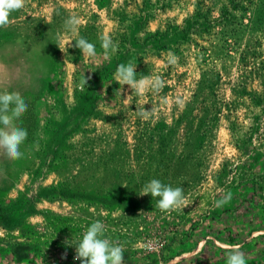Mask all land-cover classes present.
Listing matches in <instances>:
<instances>
[{"label": "rangeland", "instance_id": "obj_1", "mask_svg": "<svg viewBox=\"0 0 264 264\" xmlns=\"http://www.w3.org/2000/svg\"><path fill=\"white\" fill-rule=\"evenodd\" d=\"M129 62L162 90L116 82ZM2 90L28 108L23 157L0 155V264H80L97 220L125 264H227L226 244L264 264V0H25L0 27ZM153 178L189 205L160 211Z\"/></svg>", "mask_w": 264, "mask_h": 264}, {"label": "clouds", "instance_id": "obj_2", "mask_svg": "<svg viewBox=\"0 0 264 264\" xmlns=\"http://www.w3.org/2000/svg\"><path fill=\"white\" fill-rule=\"evenodd\" d=\"M25 7V0H0V27L9 24V18L12 12L21 10ZM66 28L69 31H77L80 20L75 16H70L66 21ZM71 41V40H70ZM68 41V44L69 42ZM76 48L80 52L92 58L96 55L95 45L90 43L84 37L75 39ZM103 49H115L110 36L101 38ZM61 50V49H60ZM62 51V50H61ZM175 58L169 60L174 63ZM136 64L131 62L117 65L115 70V81L121 86L127 85L136 92L137 95L143 96L147 91L160 92L164 87V81L155 76L152 78H136ZM91 76L83 77L80 83V91L83 92L88 85ZM123 89L121 88L120 91ZM147 102H145L146 104ZM28 105L19 92L0 91V155L9 160H18L23 157L20 146L27 138V130L18 126L16 121L27 111ZM153 109L142 110L138 113L142 118L148 120L153 114ZM151 194L152 197L159 198L156 207L165 213L172 211H182L189 205V201L184 195L182 187H172L162 183L159 179L153 178L148 181L141 189L139 195ZM232 198V194L227 192L223 196L214 200L216 207H222ZM105 225L97 220L88 226L82 235V238L73 243L75 245L76 255L74 260H79L80 264H125L123 254L125 249L123 245L112 242L105 236ZM0 233V236H3ZM239 244L224 245L223 250L226 253L227 264H246L245 256L240 250Z\"/></svg>", "mask_w": 264, "mask_h": 264}, {"label": "trees", "instance_id": "obj_3", "mask_svg": "<svg viewBox=\"0 0 264 264\" xmlns=\"http://www.w3.org/2000/svg\"><path fill=\"white\" fill-rule=\"evenodd\" d=\"M186 24H187V27L186 28H191L192 27V24L191 23H189V21H186ZM186 28L185 29H183L182 31H180V32H182V34H184V32H185V30H186Z\"/></svg>", "mask_w": 264, "mask_h": 264}]
</instances>
